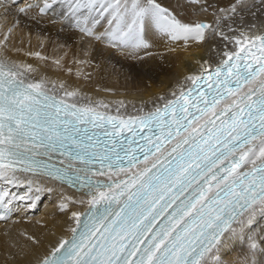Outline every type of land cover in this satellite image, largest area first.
<instances>
[{
  "label": "snow or ice",
  "instance_id": "6c2138e0",
  "mask_svg": "<svg viewBox=\"0 0 264 264\" xmlns=\"http://www.w3.org/2000/svg\"><path fill=\"white\" fill-rule=\"evenodd\" d=\"M186 4L213 8L214 20H186ZM242 4L0 0L5 49L24 19L49 18L137 58L161 40L215 53L137 115L121 114L123 102L113 115L64 81L36 78L32 64L0 60V219L47 197L74 221L36 264H264V32L233 27Z\"/></svg>",
  "mask_w": 264,
  "mask_h": 264
},
{
  "label": "bare ground",
  "instance_id": "6f19581e",
  "mask_svg": "<svg viewBox=\"0 0 264 264\" xmlns=\"http://www.w3.org/2000/svg\"><path fill=\"white\" fill-rule=\"evenodd\" d=\"M213 1L214 7L219 8L236 3V0ZM163 3L174 6L176 0H163ZM178 11L185 14L186 20H214L213 8L201 12L199 6L186 4ZM43 20L48 22L49 28L24 19L14 30L8 47L5 49L0 46V60L9 58L32 64L37 68V72L32 74L36 78L45 76L52 81H64L78 89L85 101L102 100L109 104V111L113 115L116 114L118 102H123L124 107L120 112L125 115H137L140 108L145 111L151 109L154 104L161 103L160 96L171 98L170 93L178 89L184 77L199 70L200 64L197 61L202 63L206 59L210 62L215 59L211 43L189 42L185 46L182 42L167 40L159 41L151 49V56H146L141 51L138 53L140 58H137L136 54H129L130 50L119 51L108 46L106 41L91 39L55 17H52V20H56L55 23L49 18ZM232 22L233 27L241 28L255 24L253 32H264V3L262 0H243L240 10L232 16ZM2 23L3 19L0 18V24ZM8 23H12L10 17ZM66 31L72 34L70 40L64 37ZM63 45L61 65L58 66L53 61L59 58H54L50 49L63 48ZM35 51H40L49 59L40 60L27 55L28 52ZM116 51L123 52L125 57H133V60L122 63L114 57ZM82 59L91 62L86 65L74 62ZM69 67L73 69L71 73L66 70ZM77 69H80V75L76 74ZM68 194L78 195L72 190ZM57 203L56 198L46 197L37 210L29 209L23 213L17 211L8 220H0V264H36L39 257L48 250L49 244H55L61 237L71 235L68 229L70 225L74 226V221L69 219L68 213L58 210ZM77 207L83 210L84 206ZM32 236L37 237L41 243L36 245L29 239ZM238 252L239 249L230 253L226 259L233 260Z\"/></svg>",
  "mask_w": 264,
  "mask_h": 264
},
{
  "label": "rangeland",
  "instance_id": "374dc122",
  "mask_svg": "<svg viewBox=\"0 0 264 264\" xmlns=\"http://www.w3.org/2000/svg\"><path fill=\"white\" fill-rule=\"evenodd\" d=\"M203 2H207V1H209V2H207V3H209V4H211V5H215V3H214V1L213 0H202ZM29 21H33V22H35L34 20H31V19H29ZM41 21V20H40ZM39 21V23H36L37 25H39V26H42V27H45V28H49V25H48V22L46 21V20H43L42 19V21L40 22ZM46 23V25H45V23ZM64 37H65V39L66 40H70L71 39V37H72V34L70 33V32H68V31H66L65 32V34H64ZM37 39H39V38H37ZM39 43H41V44H43V41H38ZM42 46H44V45H42ZM63 48H56V49H50V51L52 52V54H53V57L54 58H61L62 56H63V49H64V45L62 46ZM52 48V47H51ZM120 51V50H119ZM119 51H116V54H114V57L115 58H117L119 61H121L122 63H129V62H131L132 60H133V57H131V56H127L126 55V57H125V54H123V52H119ZM118 53V54H117ZM234 259H236V258H234ZM233 259V260H234Z\"/></svg>",
  "mask_w": 264,
  "mask_h": 264
}]
</instances>
